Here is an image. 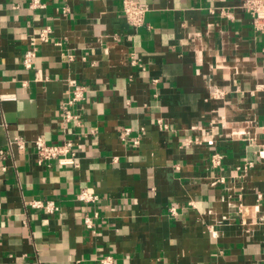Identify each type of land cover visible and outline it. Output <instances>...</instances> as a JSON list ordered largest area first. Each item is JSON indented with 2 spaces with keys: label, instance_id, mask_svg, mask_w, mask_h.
I'll use <instances>...</instances> for the list:
<instances>
[{
  "label": "crops",
  "instance_id": "obj_1",
  "mask_svg": "<svg viewBox=\"0 0 264 264\" xmlns=\"http://www.w3.org/2000/svg\"><path fill=\"white\" fill-rule=\"evenodd\" d=\"M143 1L134 28L122 0H0V264H264V34L244 0ZM38 137L76 166L38 164Z\"/></svg>",
  "mask_w": 264,
  "mask_h": 264
},
{
  "label": "built area",
  "instance_id": "obj_2",
  "mask_svg": "<svg viewBox=\"0 0 264 264\" xmlns=\"http://www.w3.org/2000/svg\"><path fill=\"white\" fill-rule=\"evenodd\" d=\"M121 5L123 16L130 26L134 28L143 26L145 13L148 9L147 4L143 0H122ZM28 7L30 9H38L42 8L43 4L41 0H28ZM239 8L249 16L252 29L264 34V0H244ZM219 15L228 18L227 9H220ZM49 34V27H44L39 29V31L30 38L31 45L25 50L22 58V66L24 69L33 67L37 46L41 43L48 42ZM67 85L69 90L65 94V100L60 104L61 118L64 122H75L77 121V116L73 114L72 109L83 101L85 87L81 86L73 79L68 80ZM129 132V129H123L121 139L126 140ZM137 143L138 141L136 139L133 140V144L136 145ZM8 145L9 147L14 145L19 150L25 147L24 141L19 137L9 141ZM33 145L36 150L38 164L52 161L60 166H76V150L71 141H66L61 145H50L47 144L42 137H38L33 141ZM3 154V151H0V156ZM211 163L214 167L218 166L220 163V156L214 154L211 158ZM77 199L83 203L89 204L96 203L99 197L96 194L83 190L77 195ZM28 205L45 213H53L57 210L52 202L34 200ZM170 213L175 214L173 209H170ZM84 224L87 228H91V219L86 217L84 219ZM110 259V257H104L101 259L100 264H111Z\"/></svg>",
  "mask_w": 264,
  "mask_h": 264
}]
</instances>
